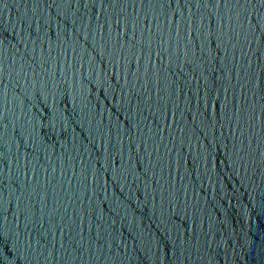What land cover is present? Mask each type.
Segmentation results:
<instances>
[{"label": "water", "instance_id": "1", "mask_svg": "<svg viewBox=\"0 0 264 264\" xmlns=\"http://www.w3.org/2000/svg\"><path fill=\"white\" fill-rule=\"evenodd\" d=\"M0 264H264V0H0Z\"/></svg>", "mask_w": 264, "mask_h": 264}]
</instances>
